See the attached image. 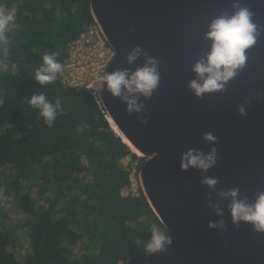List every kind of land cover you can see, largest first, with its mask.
Returning a JSON list of instances; mask_svg holds the SVG:
<instances>
[{"label": "water", "instance_id": "1", "mask_svg": "<svg viewBox=\"0 0 264 264\" xmlns=\"http://www.w3.org/2000/svg\"><path fill=\"white\" fill-rule=\"evenodd\" d=\"M235 3L253 14L256 43L222 90L197 97L188 85L197 79L193 65L210 51L208 25L232 15ZM91 11L115 51L104 74L133 73L148 57L159 62V86L150 98L139 97L141 113L129 114L126 102L106 87L96 92V80L90 86L115 132L146 159L138 171L140 185L172 240L166 251L136 253L124 264H264V233L248 223L233 224L230 199L220 196L238 188L251 204L264 192V0H91ZM137 47L142 53L128 63ZM206 132L216 137L215 144L203 141ZM212 147L217 162L206 173L181 170L183 152L207 153ZM205 176L218 180L215 190L202 183ZM221 220L222 228H209L210 221Z\"/></svg>", "mask_w": 264, "mask_h": 264}, {"label": "trees", "instance_id": "2", "mask_svg": "<svg viewBox=\"0 0 264 264\" xmlns=\"http://www.w3.org/2000/svg\"><path fill=\"white\" fill-rule=\"evenodd\" d=\"M0 9L16 12L7 42L0 41L5 211L12 198L9 210H0V264H124L145 253L138 241L149 238L150 225L167 229L141 186L138 194L123 193L132 186L123 160L137 159L139 171L146 159L115 132L92 89L68 86L61 74L44 86L35 79L45 54L65 63L70 44L96 23L91 0H0ZM39 93L61 102L52 127L27 102ZM10 213L18 215L8 223Z\"/></svg>", "mask_w": 264, "mask_h": 264}, {"label": "clouds", "instance_id": "3", "mask_svg": "<svg viewBox=\"0 0 264 264\" xmlns=\"http://www.w3.org/2000/svg\"><path fill=\"white\" fill-rule=\"evenodd\" d=\"M235 11L232 15L224 14L214 19L208 25L206 39L211 40L210 51L205 58L198 60L192 67L197 79L189 82V88L197 97L205 93L219 91L224 88L226 82L232 79L246 62V50L256 43L258 26L253 23V14L245 6L239 3L233 5ZM16 20L15 10L0 9V41L7 42L6 34L10 30V24ZM142 53L140 47L135 48L128 56V63H133ZM159 62L151 57L143 67L129 73L127 69L119 70L97 77L96 92H101L106 87L114 97L122 99L127 104L129 114L141 113L145 105L139 103V97L148 99L158 88L160 82ZM63 65L57 59V54H45L42 64L36 69L35 79L41 86L55 82L58 75L62 74ZM90 88H93L90 87ZM33 109L39 110V116L44 119L47 126L52 127L58 115L63 114V108L59 99L55 102L49 100L44 93L32 95L27 100ZM240 115H246L245 107L239 108ZM141 123H147L143 119ZM81 128H77V132ZM206 144H215L216 137L211 132L204 133L202 137ZM81 162L87 166L86 157H81ZM217 162V149L212 147L207 153L197 148H189L181 154L180 168L187 171L190 168L206 173ZM209 189L215 190L218 180L205 176L202 180ZM224 199H230L228 205L233 224L248 223L255 232L264 233V192L258 194L254 203H248L247 199L240 198V190L233 188L220 193ZM218 216L223 211L218 206H213ZM209 228L223 227L224 221L209 222ZM150 236L143 243L146 254L152 255L166 251V246L172 244L171 238L166 235L158 224L150 225Z\"/></svg>", "mask_w": 264, "mask_h": 264}, {"label": "built area", "instance_id": "4", "mask_svg": "<svg viewBox=\"0 0 264 264\" xmlns=\"http://www.w3.org/2000/svg\"><path fill=\"white\" fill-rule=\"evenodd\" d=\"M114 56L115 51L98 24H91L70 44L69 56L62 64V80L71 87L90 88L97 77L107 71ZM131 179L133 186L132 174Z\"/></svg>", "mask_w": 264, "mask_h": 264}, {"label": "rangeland", "instance_id": "5", "mask_svg": "<svg viewBox=\"0 0 264 264\" xmlns=\"http://www.w3.org/2000/svg\"><path fill=\"white\" fill-rule=\"evenodd\" d=\"M123 162L131 170L132 177H133V186H131L130 188H125L123 190V193L125 195L128 194V193L138 194L139 193V186H141L140 185L139 178H138V175H137L138 167H139V161L137 159H133L131 156H129V157L125 158L123 160ZM4 205L7 208L6 211H8L9 210V206L12 205V198H8L6 201H4ZM0 210L2 211V213H5L6 212L4 210V208L1 207V206H0ZM16 215H18V214H13L12 213V215H11V213H10V217H9V219L6 222L10 223V221L13 218L17 217ZM22 237L23 236H21V238H19V240L22 239ZM19 240H18L17 245L19 244V242L21 243V241H22V240L21 241H19ZM16 251L19 254L24 253V252H22L23 251V248L20 247V246H16Z\"/></svg>", "mask_w": 264, "mask_h": 264}]
</instances>
